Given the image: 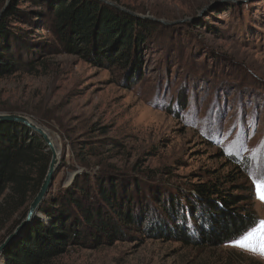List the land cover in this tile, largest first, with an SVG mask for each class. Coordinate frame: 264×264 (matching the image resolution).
Returning <instances> with one entry per match:
<instances>
[{"label": "rangeland", "instance_id": "rangeland-1", "mask_svg": "<svg viewBox=\"0 0 264 264\" xmlns=\"http://www.w3.org/2000/svg\"><path fill=\"white\" fill-rule=\"evenodd\" d=\"M104 2L146 24L165 22L150 29L141 64L133 57L125 67L100 65L62 53L45 7L0 0V25L4 12L19 11L8 29L16 53L35 68L21 61L0 81V114L28 116L50 132L61 158L52 191L80 175L97 181L114 172L120 188L135 192L139 211L148 202L159 214L157 198L183 197L231 175L245 187L243 206L264 220L252 182L264 169V0ZM124 232L98 248L73 245L53 264H264V256L229 243L186 247L138 227Z\"/></svg>", "mask_w": 264, "mask_h": 264}, {"label": "trees", "instance_id": "trees-1", "mask_svg": "<svg viewBox=\"0 0 264 264\" xmlns=\"http://www.w3.org/2000/svg\"><path fill=\"white\" fill-rule=\"evenodd\" d=\"M33 1L51 13V29L60 42V52L100 65L125 67L133 57L141 64V49L149 40L150 29L161 24L156 20L146 24L104 0ZM18 14L17 8L11 7L4 12L0 25V81L21 69L23 58L16 53L8 29L9 20ZM28 55L32 58L36 52L29 51ZM27 60L23 62L32 69L34 63ZM51 158L44 140L28 128L15 123L0 124V229L6 231L0 244L26 217ZM106 174L107 180L96 181L95 175L84 174L64 191L54 193L51 189L40 210L45 219L34 221L9 246L0 264H53L73 245L98 248L113 244L125 237L124 229L137 227L151 238L179 242L186 247L218 248L256 227L253 220L259 221L248 204L243 206L249 201L241 194L245 187L238 186L237 178L231 175L197 184L183 197L157 198L154 203L164 213L153 214L148 202L139 211L135 192L120 188L114 172ZM248 264L263 263L250 260Z\"/></svg>", "mask_w": 264, "mask_h": 264}, {"label": "water", "instance_id": "water-1", "mask_svg": "<svg viewBox=\"0 0 264 264\" xmlns=\"http://www.w3.org/2000/svg\"><path fill=\"white\" fill-rule=\"evenodd\" d=\"M110 5L115 6L112 3H110ZM160 22L163 24L165 23L164 21ZM1 123H15L28 128L32 131L33 135H37L44 140L48 151L52 154V158L40 191L30 204L26 217L13 230V232L5 238L4 242L0 244V260L8 247L13 244L34 221L42 219L40 210L54 186L61 160L58 149H56L52 141L50 132L41 127L32 118L19 114H0V124Z\"/></svg>", "mask_w": 264, "mask_h": 264}, {"label": "snow or ice", "instance_id": "snow-or-ice-1", "mask_svg": "<svg viewBox=\"0 0 264 264\" xmlns=\"http://www.w3.org/2000/svg\"><path fill=\"white\" fill-rule=\"evenodd\" d=\"M252 182L255 186L256 198L264 202V169L252 174ZM253 224H258V226L250 227L230 241L229 245L264 256V220L258 222L253 220Z\"/></svg>", "mask_w": 264, "mask_h": 264}, {"label": "bare ground", "instance_id": "bare-ground-1", "mask_svg": "<svg viewBox=\"0 0 264 264\" xmlns=\"http://www.w3.org/2000/svg\"><path fill=\"white\" fill-rule=\"evenodd\" d=\"M52 138V137H51ZM54 143V142H53ZM54 145H55V143H54ZM56 147V146H55ZM57 149V148H56ZM58 152H60V151H58Z\"/></svg>", "mask_w": 264, "mask_h": 264}]
</instances>
